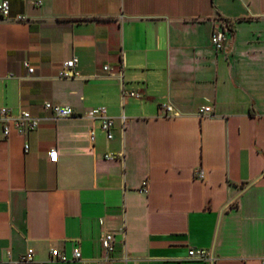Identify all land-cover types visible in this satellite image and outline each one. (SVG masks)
<instances>
[{
    "label": "crops",
    "instance_id": "1",
    "mask_svg": "<svg viewBox=\"0 0 264 264\" xmlns=\"http://www.w3.org/2000/svg\"><path fill=\"white\" fill-rule=\"evenodd\" d=\"M3 1L0 107L41 122L0 124V264H101L106 232L107 264H264V0ZM100 106L112 139L87 116Z\"/></svg>",
    "mask_w": 264,
    "mask_h": 264
},
{
    "label": "built area",
    "instance_id": "2",
    "mask_svg": "<svg viewBox=\"0 0 264 264\" xmlns=\"http://www.w3.org/2000/svg\"><path fill=\"white\" fill-rule=\"evenodd\" d=\"M0 15L3 18H8L10 15V6L8 1H3L0 3ZM23 19V17H19ZM226 40L224 30L217 29L212 33L211 43L217 50H222L224 47V43ZM77 64V58L73 57L72 59L65 61L63 63L62 69L59 72V76L61 78H69L73 76L74 69ZM28 67V63H25ZM109 67L105 66L104 71H108ZM30 74L34 73L33 68H28ZM123 97H132V98H140L141 94L135 91H129L123 89L122 91ZM44 108L50 112L51 118L53 120H61L78 116L75 110L70 106H63L58 104H53L51 102H45ZM160 108L164 110L167 116H179L180 113L177 111L172 105L168 103H162ZM201 113H208L209 109L204 107L200 110ZM88 118L101 122L102 129L106 132L107 138H113V128L115 126V119L108 114V110L106 107L100 106L92 108L88 114ZM41 119L33 116L29 111L22 110L17 114H12L11 109L7 107H0V124L2 125V133L5 138L9 137L13 130H16L20 134H26L30 130H35L40 126ZM26 152L29 150V146H25ZM49 159L51 161H56L58 158L57 150L52 148L48 152ZM107 159H112L114 156L106 155ZM196 176L200 179L204 178V172L199 170L196 173ZM115 234L113 232H106L101 240L102 248H103V261L101 264H107L111 255L115 251ZM73 259L82 261L83 256L79 246H75L73 248ZM190 258H195L199 260H203L207 258V253L203 250L190 249L188 253ZM51 256L55 260L65 261L67 260L65 254L61 253L57 249L51 250ZM33 250L29 249L27 253L23 254L19 261L20 263H30L33 262ZM136 264V263H133Z\"/></svg>",
    "mask_w": 264,
    "mask_h": 264
},
{
    "label": "water",
    "instance_id": "3",
    "mask_svg": "<svg viewBox=\"0 0 264 264\" xmlns=\"http://www.w3.org/2000/svg\"><path fill=\"white\" fill-rule=\"evenodd\" d=\"M249 186H250V185L246 186L242 191L246 190ZM212 257H213V255H212Z\"/></svg>",
    "mask_w": 264,
    "mask_h": 264
}]
</instances>
